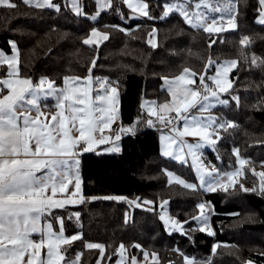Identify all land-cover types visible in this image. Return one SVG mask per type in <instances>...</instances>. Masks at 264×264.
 Listing matches in <instances>:
<instances>
[{"label":"trees","instance_id":"16d2710c","mask_svg":"<svg viewBox=\"0 0 264 264\" xmlns=\"http://www.w3.org/2000/svg\"><path fill=\"white\" fill-rule=\"evenodd\" d=\"M12 1L17 5L15 9L0 6V47L11 52L10 41L16 43L19 74L35 83L47 77L57 86L69 75L105 78L118 88L121 128L134 126V132H127L120 140L119 152L80 154L81 194L98 199L88 198L52 210L50 217L55 225L57 215H61L67 234L82 235L81 240L61 246L66 249L65 259L70 261L82 253L77 264H94L99 249H87L86 242L96 241L105 245L102 261L108 259V264L118 256L120 243L126 245L130 255L140 256L145 249L156 252L159 264H186L184 257H192L197 263L210 260L211 264H264V195L239 188L208 192L197 186V190H192L169 180L168 172L172 171L196 184L189 163L161 153L160 122L148 123L145 103H159L169 97L163 88L165 77L170 80L188 68L198 74L192 77L196 87L200 73L211 85L215 64L209 66L208 61L235 58L238 67L231 73L232 87L221 95L229 103L214 105L212 112L239 127L221 130L222 138H217L214 148H207L205 153L219 169L225 170L237 168L233 149H240L256 171L261 170L264 66L256 67L250 62L253 55L264 58V25L256 21L258 0H238L237 27L211 35L189 25L178 11L164 16L166 0H146L152 18L132 16V9L124 0H112L111 7L100 11L95 20L91 19L97 12L95 0H82L83 15H77L62 0H57L62 1L59 11L26 5L23 0ZM93 28L107 33L108 39L84 44ZM153 29L155 44L149 43ZM245 36L252 40L247 47L240 43ZM245 56L249 59L245 60ZM232 96L240 97L239 105ZM53 102L51 97L42 99V104L50 109H54ZM239 181L252 188L259 177L246 165ZM110 196L127 199H103ZM134 198L149 199L153 204L129 203ZM202 200L212 207L213 232L200 231L193 219L196 204ZM163 201L168 203L162 207ZM165 207L183 221L184 230L170 231L159 219ZM136 244L141 247H134ZM216 245L220 247L214 253Z\"/></svg>","mask_w":264,"mask_h":264},{"label":"snow or ice","instance_id":"6c2138e0","mask_svg":"<svg viewBox=\"0 0 264 264\" xmlns=\"http://www.w3.org/2000/svg\"><path fill=\"white\" fill-rule=\"evenodd\" d=\"M26 5L36 8H52L60 10V5L54 0H23ZM98 11L91 19L95 20L100 11L111 7L112 0H95ZM130 9L140 15L152 18L149 14V5L145 0H124ZM190 0L180 3L164 4V16L172 11H178L185 21L197 28H202L210 35L221 33L226 29L217 27V20L223 21L227 16L228 26L232 29L237 27L236 16L238 14L237 3L233 0H199L196 3L194 11L189 15L187 10ZM258 23L264 25V0H258ZM72 10L77 15H83V9L80 0H71ZM0 6L15 9L17 5L12 0H0ZM205 11H199L201 7ZM211 13H219L214 17ZM210 21V23H209ZM153 29L152 34H155ZM108 39V34L93 28L90 38L84 39L86 45L99 44ZM149 43H152L150 40ZM215 43V41H212ZM241 45L247 47L252 43L250 37H243ZM13 55L6 56L0 51V64H7L9 67L8 76L18 75L19 52L14 41H10ZM155 46V45H153ZM243 55V51L241 53ZM245 60L249 58L244 57ZM252 65L256 67L264 66V58L253 55L250 58ZM95 61H93V64ZM215 61L209 60L208 65L215 64ZM238 67L237 60H226L218 65L216 75L210 79L215 83L216 90L207 82L205 75H199L200 86L196 87L197 73L188 68L183 69L182 73L172 80L165 77L169 85L168 91L171 94V101L160 105L164 113H175L170 120L166 115H159V119L165 124L172 123L173 120L183 119V130L173 128V131L179 133V136H196L203 141L215 146L216 140L212 137L222 138L221 130L227 132L228 129L239 127L234 121L221 119L209 115L206 118L192 114L190 116L183 113H192L207 111L213 105L210 98H215L216 103L227 105L229 101L220 99L221 93L229 92L232 82L228 80V73L233 68ZM90 71V70H89ZM65 87H57L55 81L47 77H41L38 83H33L30 78L23 79H3L0 80V264H77L82 253H78L72 260H66L63 254L62 245H70L72 242L81 240L82 235L76 234L65 236L63 227V218H59V232L53 231L51 222L42 224L48 216H51L53 209L64 208L66 204L81 203L84 197L79 200L59 199L58 194H66L70 184L75 179L72 196L80 192L79 164L77 157L81 152L93 151L94 146L106 144L112 140L111 136L104 135L105 130L111 129V124L116 120V93L112 88V96L97 94L95 98L91 96L92 77H86L89 84L88 88L75 89L69 85V81H78L79 77H64ZM46 85V87H45ZM49 96L55 97L54 105L56 111L46 115L42 110L41 98ZM231 99L239 105L240 97L232 96ZM148 103V102H145ZM155 103V102H152ZM143 107V105H142ZM47 108V105H44ZM35 112L36 115L29 113ZM157 113H153L156 115ZM152 123L151 120L148 121ZM212 131L209 132L208 129ZM132 133L134 126L122 129ZM118 141L119 134L115 136ZM165 140L176 143L175 137H163ZM185 142L178 144L180 153L175 156L177 160L185 161L183 147ZM204 145L201 143L187 144L188 153L191 154L194 162L199 160L197 150ZM107 151L119 152L120 148L115 143ZM238 158L240 168L234 172L223 174V178L216 169V176L211 182L205 180V175L211 176L212 173L206 172L203 166L197 163V172L200 174L201 187L206 185V191L213 192L218 188L224 192L229 189L239 188L243 192H258L264 195V163L261 164V170L256 171L252 166V161L240 156V149H233ZM165 156L173 155L172 152L165 150ZM254 176L259 177V182L252 188L245 187L236 177L240 176L245 170V166ZM170 177L174 173H168ZM175 182L186 189L197 190V185L188 183L180 177H175ZM91 199H98L92 197ZM103 199L126 200V197H103ZM137 204V201H129ZM151 205L153 201H145ZM168 201L162 202V207L167 205ZM137 206H139L137 204ZM206 205L200 203L197 208L201 215L193 219H202V223L207 224L211 206L208 213L204 212ZM152 209L150 208L149 211ZM79 217V213L75 214ZM165 225L172 230H179L181 224L178 220L168 216L164 212L159 216ZM251 219V218H249ZM186 223V222H185ZM200 231L207 229L201 228ZM33 234H39L40 239H33ZM134 247L140 248L139 244ZM216 245L213 248L215 253ZM87 249L101 250V258L104 255L105 245L99 243H87ZM121 257L125 246L120 245ZM43 251V255H42ZM178 251V250H177ZM183 256V253H181ZM144 260L149 256L153 260H158L156 253L143 252ZM186 264H197V262L188 257H184ZM100 264V261H97ZM119 264V262H118ZM130 264H138L136 257L130 258ZM201 264H211V261L201 262ZM246 264H255L248 261Z\"/></svg>","mask_w":264,"mask_h":264},{"label":"crops","instance_id":"0c3cea01","mask_svg":"<svg viewBox=\"0 0 264 264\" xmlns=\"http://www.w3.org/2000/svg\"><path fill=\"white\" fill-rule=\"evenodd\" d=\"M64 3H66L67 5H69L71 8H72V5H71V0H62ZM62 1H57V0H54V2L56 3V4H59L60 6H61V3H62ZM185 0H167L166 2H165V4L166 3H177V2H180L181 4H183V2H184ZM13 2V1H12ZM196 3H199V0H194L192 3H190L189 4V6H188V12H189V15H191V13L192 12H194V11H197V9L195 8V5H196ZM80 5H81V7H82V0H80ZM96 7H97V5H96ZM107 9V8H106ZM97 11H98V8H97ZM199 11H205V9L203 8V6L201 7V9H199ZM75 12V11H74ZM96 13L97 12H95V14L94 15H96ZM131 13H132V16H137V15H135L134 14V12L131 10ZM212 16H214V17H218L220 14L219 13H212L211 14ZM258 19H259V15L256 17V21H258ZM209 23H210V21H209ZM217 27H221V26H223L225 29H232V28H230L229 26H228V23H227V18L226 19H224L223 21H220L219 19L217 20V25H216ZM98 31H100V32H103V31H101V30H99V29H97ZM92 31V30H91ZM153 32V31H152ZM152 32H151V34H152ZM105 33V32H104ZM90 35H91V32L89 33V35L86 37V39L87 38H90ZM152 41V44H155L156 43V33L155 34H153V35H150L149 36V41ZM12 48V47H11ZM17 49H18V47H17ZM0 51H3L4 53H5V55L6 56H12L14 53H13V51L11 50V52H6L5 50H3L1 47H0ZM18 52H19V49H18ZM226 60H236V59H234V58H230V59H223L221 62H218V63H215V69H214V71L211 73V75H210V78L211 77H213V76H215L216 75V72H217V67H218V65H221V64H223V62L224 61H226ZM18 75H14V76H12V77H9L8 76V72H9V67H8V65L5 63V64H0V71H4V72H0L1 73V75H0V80H3V79H23V78H30V77H27V76H22V75H20L19 74V63H18ZM234 69V68H233ZM232 69V70H233ZM232 70H231V72H229L228 73V80H230L231 82H233L232 81V76H231V73H232ZM89 75L92 77V83H91V89H92V91H91V96H92V98H95V96L97 95V94H100V95H105V94H107L108 96H112L113 95V93H112V88H115L116 90H117V93H116V102H115V107H116V109H119V100H118V98H119V92H118V88L116 87V85H114L113 83H110V82H108L105 78H100V77H96V76H93V75H91V74H88V75H86V76H78V75H69V76H67V77H79L80 78V80H78V81H73V80H70L69 81V85L71 86V87H73V88H75V89H83V88H88L89 87V84L87 83V81L85 80V78L86 77H89ZM175 77H172V78H170V80H172V79H174ZM31 79V78H30ZM49 79V78H48ZM32 80V79H31ZM50 80V79H49ZM52 81V80H51ZM210 81H211V87H213V89L214 90H216V86H215V83L210 79ZM39 82V81H38ZM37 82V83H38ZM34 84H35V82H33ZM57 86V85H56ZM45 87H46V85H45ZM57 87H65V84L63 83L61 86H57ZM168 87H169V85L165 82L164 84H163V88H165L166 89V91L168 92V95H169V97L167 98V99H164V100H162L161 102H159V103H157L156 101H154V100H151V101H147L148 103H146V105H147V107H148V109H149V112L150 111H154L155 113H158V114H163L164 112H163V110L160 108V105H162V104H164V103H166V102H170L171 101V94H170V92L168 91ZM220 95H222V93L220 94ZM49 97H51V98H53L54 99V102L52 103L53 105H55V103H56V100H55V97H52V96H49ZM49 97H47V98H49ZM42 99H43V97L41 98V106H42V110L43 111H45V114L46 115H50L51 113H54L55 111H56V109H55V107H54V109H50V107L49 106H47V108H44V105L42 104ZM152 102H155V103H152ZM214 107V106H213ZM210 111H212V107L210 108ZM214 113V112H213ZM30 115H33V116H35L36 115V113L35 112H31V113H29ZM184 114V113H183ZM215 114V113H214ZM116 116H117V118H116V120L115 121H117L118 120V111H117V113H116ZM183 122V119H181V122H180V124L179 125H181V123ZM162 132V130L160 131V133ZM216 140H217V138H216ZM113 143H115L117 146H119V148H120V140H118V141H115V142H108V143H106V144H102V145H98V146H94V150L93 151H107V149L108 148H110V147H112L113 146ZM162 148V143L160 142V149ZM207 148H209V147H206V149ZM81 153H83V152H81ZM80 153V154H81ZM206 153H204L203 152V156L206 158V155H205ZM80 158V155L77 157V159H79ZM215 168L217 169V167L215 166ZM79 176H80V192L79 193H77V195L76 196H72L71 194H72V192L73 191H75V189H74V183H75V179L73 178V184H70L69 185V187H68V190H67V193L66 194H58V197L57 198H59V199H73V200H79L80 199V197L81 196H83L85 199H88V198H91V196H85V195H82L81 194V188H82V178H81V175H80V172H79ZM201 189V188H200ZM147 199H141V202L143 203L144 201H146ZM59 218H63L61 215H57V217H56V225H55V223H54V221H52V219H51V217L50 216H48L45 220H43L42 221V224H46V223H48V222H51L52 223V225H53V231H55V232H59V229H60V225H59ZM64 222V221H63ZM63 227H64V224H63ZM64 234H65V236H72V235H76V234H80V232H77V233H73V234H67L66 232H65V229H64ZM33 239H36V240H39L40 239V236H39V234H33V237H32ZM87 243H99V244H103V243H101V242H96V241H87L86 242V244ZM104 245V244H103ZM119 249H120V246H119ZM105 250V249H104ZM119 251H121V250H119ZM127 251V250H126ZM100 252H101V250H99V257H98V259H97V261L99 260L100 261V264H103L102 263V258H101V254H100ZM42 255H43V251H42ZM97 261L94 263V264H97ZM118 262H119V264H125V263H128V264H130L129 262H127V260H126V254H125V250L123 251V257H121V252H119V254H118V257H117V260H116V262H115V264H118ZM105 263V262H104ZM154 264V263H153ZM156 264V263H155ZM157 264H159V262L157 261Z\"/></svg>","mask_w":264,"mask_h":264},{"label":"rangeland","instance_id":"374dc122","mask_svg":"<svg viewBox=\"0 0 264 264\" xmlns=\"http://www.w3.org/2000/svg\"><path fill=\"white\" fill-rule=\"evenodd\" d=\"M167 1V0H166ZM194 0H190V3H192ZM145 2L150 6V3L148 2V1H146L145 0ZM185 2V1H184ZM183 2V3H184ZM177 3H180V2H177ZM189 3V4H190ZM181 4V3H180ZM72 9V8H71ZM188 9V8H187ZM212 14V13H211ZM104 32V31H103ZM230 59V58H229ZM235 59V58H234ZM222 61V60H221ZM221 61H219V62H221ZM216 63H218V62H216ZM203 73H200V75H202ZM200 86V82L198 81V87ZM220 99H222V97H221V95H220V97H219ZM210 103L214 106V105H216V104H218V103H216V100H215V98H210ZM212 106V107H213ZM211 108V107H210ZM210 108L207 110V111H204V112H196L195 110H193V112L192 113H184V114H182V116L183 115H187V116H190V115H192V114H195V115H199V116H202V117H207V116H209V115H212V116H216V114H214L212 111H210ZM153 113H155L154 111H150L148 114H153ZM163 114H166V113H163ZM156 115H161V114H156ZM181 122V121H180ZM180 122L178 123V125H176V127L175 128H177V129H179V130H183V123H184V121L181 123V125H179L180 124ZM208 131L209 132H211L212 131V129L211 128H209L208 129ZM169 136H171V137H175L176 138V143H171V141H169V140H165V139H163V137H169ZM216 138L217 137H212V139H214V140H216ZM181 141H184L185 142V144H184V147H183V153H184V155H185V161L184 162H187V163H189L190 164V166L192 167V169H193V171H194V173H195V177H196V184H197V186L199 187V188H201L202 190H204V191H206L205 189H206V185L204 186V187H201V181H200V174L197 172V167H196V165H197V163H199V164H201L202 166H203V168L206 170V172H210V173H212V175L211 176H208V175H205V180L206 181H208V182H211L212 181V179H213V177H215L216 176V172H215V170H216V168H215V166L217 167V165L214 163V162H212L211 160H209L208 158H207V155H206V158L203 156V152L205 153V150H206V147H209V148H214L211 144H209V143H207V142H205V141H203L201 138H199V137H196V136H179V133L178 132H176V131H162L161 133H160V142L162 143V148L160 149L161 150V153L163 154L164 153V151L165 150H167V151H170V152H172L173 153V155H171L170 157H172V158H174V159H176L175 158V156L177 155V154H179L180 153V149L178 148V144L181 142ZM217 141V140H216ZM189 143H191V144H196V143H201V144H203L204 146L202 147V148H200L199 150H197V156L199 157V160L198 161H196V162H194L193 160H192V156H191V154H189L188 153V149H187V144H189ZM164 155V154H163ZM240 156L241 157H244V156H242L241 154H240ZM245 158V157H244ZM177 160V159H176ZM180 161V160H179ZM236 164H237V168L235 167V168H229V169H225V170H222V169H219L218 167H217V169L219 170V173L221 174V177L223 178V174L224 173H228V172H234V171H236L238 168H240V165H239V162H238V158H237V156H236ZM258 171H260V170H258ZM168 173H174V172H168ZM175 175L174 176H172V177H170L169 175V180H175V177H180L181 179H183V180H185L184 178H182L181 176H179L178 174H176V173H174ZM242 174H243V172H242ZM241 174V175H242ZM241 175L240 176H238V177H236V179H240L241 178ZM186 181V180H185ZM133 200H135V201H137V203H142L141 202V199H139V198H134ZM132 200V201H133ZM146 201H151V200H149V199H147ZM143 203H145V201L143 202ZM200 203H204L205 205H206V207H205V209H204V212H206V213H208V210H209V206H211L208 202H206L205 200H202V201H200L199 203H197L196 204V206L198 205V204H200ZM164 212H167V214H168V216L169 217H171V218H174L175 220H178L179 222H180V224H181V228L179 229V230H184L183 229V227H182V224H183V221H181L180 219H178L177 217H175L171 212H169L167 209H166V207L163 209V211H162V213L161 214H163ZM211 213H212V207H211V212L209 213V216H208V221H207V224H204V223H202V219H195V221H196V226L198 227V228H205V229H207L206 231H208V232H213V229H212V226H211V224H210V216H211ZM201 215V212H200V210L197 208V212H196V214H195V217H197V216H200ZM167 227V226H166ZM168 228V227H167ZM169 229V228H168ZM170 231H173L172 229H169ZM121 244H123V243H120L119 244V246L121 245ZM124 246H125V254H126V260H127V262H129L130 261V258L131 257H136V259H137V261H138V264H157V261L159 262V257H158V260H153V258L151 257V256H149V258H148V260L147 261H145L144 260V256H143V252L144 251H147L146 249L145 250H143V252H142V254L140 255V256H138V255H136V254H132V255H130L129 254V252H128V250H127V247H126V245L125 244H123ZM120 249L118 248V252H121V251H119ZM127 250V251H126ZM148 252V251H147ZM149 253H156V252H149ZM157 254V253H156ZM118 257V256H117ZM117 257L113 260V262H112V264H115V262H116V260H117ZM188 258H192V257H188ZM193 259V258H192ZM201 262H206V261H204V260H198V263L197 264H201ZM102 263L103 264H108V259L105 261V263L102 261ZM130 263V262H129ZM125 264H128V263H125Z\"/></svg>","mask_w":264,"mask_h":264},{"label":"built area","instance_id":"2783aa9c","mask_svg":"<svg viewBox=\"0 0 264 264\" xmlns=\"http://www.w3.org/2000/svg\"><path fill=\"white\" fill-rule=\"evenodd\" d=\"M133 3H135V0H133ZM132 11L137 16H143V15H140L139 13L135 12L133 9H132ZM148 11H149V9H148ZM163 115H166L168 117V119L171 120L175 116V113H166V114H163ZM147 120H151V121H157L158 120L160 122L159 130H162V131H172V129L174 127H176V125H178V123L181 121V119H177V120H173L172 123L165 124L164 122H162L159 119V117L157 115H153V114H149L147 116ZM117 134H119V136H120V139L119 140H121L124 136L127 135V132L122 130V128L120 126V122L118 120L117 121H114L111 124V129L110 130H108V129L105 130L104 135L111 136L112 137V140L110 142L112 143V142L117 141L115 139V136Z\"/></svg>","mask_w":264,"mask_h":264}]
</instances>
